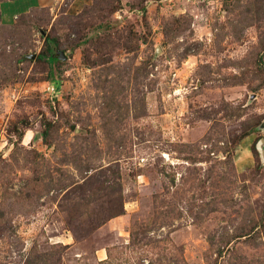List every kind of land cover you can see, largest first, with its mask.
I'll list each match as a JSON object with an SVG mask.
<instances>
[{"label": "rangeland", "instance_id": "374dc122", "mask_svg": "<svg viewBox=\"0 0 264 264\" xmlns=\"http://www.w3.org/2000/svg\"><path fill=\"white\" fill-rule=\"evenodd\" d=\"M51 1L0 18V264H264V0Z\"/></svg>", "mask_w": 264, "mask_h": 264}, {"label": "crops", "instance_id": "0c3cea01", "mask_svg": "<svg viewBox=\"0 0 264 264\" xmlns=\"http://www.w3.org/2000/svg\"><path fill=\"white\" fill-rule=\"evenodd\" d=\"M50 3H52L51 0H10L3 3L0 8V18L8 23L15 20L14 17L18 19V16L30 13L35 9L45 8Z\"/></svg>", "mask_w": 264, "mask_h": 264}, {"label": "trees", "instance_id": "16d2710c", "mask_svg": "<svg viewBox=\"0 0 264 264\" xmlns=\"http://www.w3.org/2000/svg\"><path fill=\"white\" fill-rule=\"evenodd\" d=\"M25 15H27V14H22V15H20V17H18V19H16V20H19V19L23 18V16H25ZM121 213H122L121 211H118V210H117V211H115V212H113V213L110 214V218H116V217L119 216ZM260 228H264V218H263V219H260V220H258V221H256V222H254V223L249 227V230H248L247 232H243V233L240 234L239 236H236L235 239H241V238L250 237V236H252V234L255 232V230H258V229H260ZM210 241H211V242H210V247H209V251H208L206 257L211 256V254L214 253V250L218 249V248H216V247L214 246V241H215V239L212 238ZM229 245H230V244H229ZM229 245H228V246H229ZM228 246H227V247H228ZM228 251H229V249H228ZM224 255H225V251H224V249H219V250H217V258H216L214 264H219L220 261H221V259L224 257Z\"/></svg>", "mask_w": 264, "mask_h": 264}, {"label": "water", "instance_id": "95a60500", "mask_svg": "<svg viewBox=\"0 0 264 264\" xmlns=\"http://www.w3.org/2000/svg\"><path fill=\"white\" fill-rule=\"evenodd\" d=\"M34 58V57H33ZM263 143H264V140H260V142L258 143L257 145V149L260 153V156H261V159L264 163V149H263Z\"/></svg>", "mask_w": 264, "mask_h": 264}]
</instances>
